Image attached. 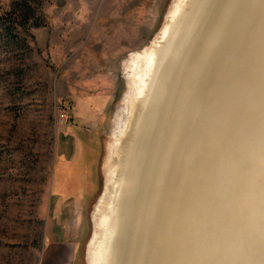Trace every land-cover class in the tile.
<instances>
[{"label": "bare ground", "instance_id": "bare-ground-1", "mask_svg": "<svg viewBox=\"0 0 264 264\" xmlns=\"http://www.w3.org/2000/svg\"><path fill=\"white\" fill-rule=\"evenodd\" d=\"M164 26L124 69L88 264H264V0Z\"/></svg>", "mask_w": 264, "mask_h": 264}, {"label": "rangeland", "instance_id": "rangeland-1", "mask_svg": "<svg viewBox=\"0 0 264 264\" xmlns=\"http://www.w3.org/2000/svg\"><path fill=\"white\" fill-rule=\"evenodd\" d=\"M175 1L0 0V264H38L56 186L85 171L90 201L66 196L59 210L83 235L88 264L117 111L130 92L124 69L159 38ZM80 139L68 168L59 152Z\"/></svg>", "mask_w": 264, "mask_h": 264}, {"label": "crops", "instance_id": "crops-1", "mask_svg": "<svg viewBox=\"0 0 264 264\" xmlns=\"http://www.w3.org/2000/svg\"><path fill=\"white\" fill-rule=\"evenodd\" d=\"M72 134V132H71ZM71 134H69L71 136ZM73 135V134H72ZM66 138V136H64ZM77 140H75L76 142ZM77 145H74V148L71 149L69 146H64V149L59 152L61 158H63L64 165L72 166L68 168H73V162L70 163L71 160L70 155L73 153H77V159L79 157V153L81 152V148L83 149V145L81 143V139L77 141ZM72 161V160H71ZM76 165V163H75ZM83 171L87 170V165L84 163L82 167ZM61 170V168H60ZM86 174L82 179H73V181L69 182H60L57 187V193L52 195L50 198V202L53 203V211L50 214L47 222V228L45 233V241L44 246L41 249V253L39 255L38 264H83L84 258L82 256V237L83 235L80 233H74L75 228H72L69 224H67V217H63L64 213L59 210L62 204H65L67 200L66 196H72L71 198H76L79 201L84 200L85 202L90 201L91 193H93V185L90 181L88 172L85 171ZM71 183L75 188L71 186ZM82 185L85 186L83 188V192H77L78 195H72L73 192L79 191L77 186ZM87 192L89 194H87ZM75 196V197H74ZM53 197V198H52ZM55 197V198H54ZM77 201V200H76ZM74 218H78V212L74 211ZM70 214H72L70 212ZM76 224L78 222L75 220ZM75 224V225H76ZM79 226V225H78ZM76 226V230L80 231L79 227Z\"/></svg>", "mask_w": 264, "mask_h": 264}]
</instances>
